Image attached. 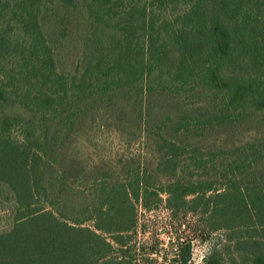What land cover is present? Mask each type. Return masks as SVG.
I'll return each instance as SVG.
<instances>
[{
    "label": "trees",
    "instance_id": "trees-1",
    "mask_svg": "<svg viewBox=\"0 0 264 264\" xmlns=\"http://www.w3.org/2000/svg\"><path fill=\"white\" fill-rule=\"evenodd\" d=\"M98 119L154 165H91ZM162 199L228 230L203 264H264V0H0V264H139L136 204Z\"/></svg>",
    "mask_w": 264,
    "mask_h": 264
},
{
    "label": "rangeland",
    "instance_id": "rangeland-1",
    "mask_svg": "<svg viewBox=\"0 0 264 264\" xmlns=\"http://www.w3.org/2000/svg\"><path fill=\"white\" fill-rule=\"evenodd\" d=\"M45 28L47 32L52 30L48 26ZM83 28V23L77 21L67 37L55 39L56 53L61 67L68 68L76 63L79 55L78 41L83 34ZM49 36L54 38L55 35L50 33ZM95 123L98 124L95 129L81 131L77 139L78 150L82 151L84 156L90 157L91 165L102 163L118 167L122 164L128 165L130 162L135 165L140 159L151 167L154 165L152 148L145 139L141 138L143 134L138 132V135H132L127 132L133 136L130 140L115 133L114 122H100L98 119ZM163 199L151 210H145L140 204H136L138 232L133 236L132 243L139 248L137 249L139 264H168L170 254L173 253L172 249L179 245L175 246L171 239L177 236L182 237L184 241L191 239L193 264H203L212 247L216 246L219 249L224 247L228 230L220 228L207 233L203 222L189 213L186 216L172 217L164 207ZM152 249L156 252L149 253ZM144 257L148 259L144 260ZM236 262L243 263L239 257Z\"/></svg>",
    "mask_w": 264,
    "mask_h": 264
}]
</instances>
